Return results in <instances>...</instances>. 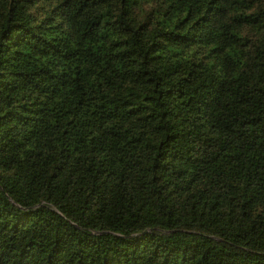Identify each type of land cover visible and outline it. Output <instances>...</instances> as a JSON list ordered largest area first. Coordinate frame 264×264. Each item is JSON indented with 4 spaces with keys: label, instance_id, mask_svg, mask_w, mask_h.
Here are the masks:
<instances>
[{
    "label": "trees",
    "instance_id": "16d2710c",
    "mask_svg": "<svg viewBox=\"0 0 264 264\" xmlns=\"http://www.w3.org/2000/svg\"><path fill=\"white\" fill-rule=\"evenodd\" d=\"M0 264H264V0H0Z\"/></svg>",
    "mask_w": 264,
    "mask_h": 264
}]
</instances>
